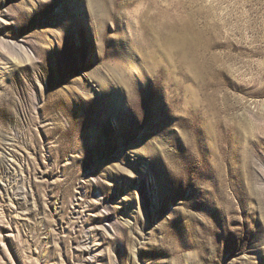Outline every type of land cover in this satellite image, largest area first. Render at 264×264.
<instances>
[{"label":"rangeland","instance_id":"374dc122","mask_svg":"<svg viewBox=\"0 0 264 264\" xmlns=\"http://www.w3.org/2000/svg\"><path fill=\"white\" fill-rule=\"evenodd\" d=\"M0 264H264V0H0Z\"/></svg>","mask_w":264,"mask_h":264}]
</instances>
